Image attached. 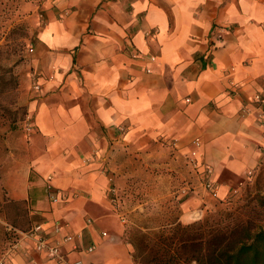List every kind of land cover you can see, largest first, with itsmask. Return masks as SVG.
I'll use <instances>...</instances> for the list:
<instances>
[{"label": "crops", "instance_id": "crops-1", "mask_svg": "<svg viewBox=\"0 0 264 264\" xmlns=\"http://www.w3.org/2000/svg\"><path fill=\"white\" fill-rule=\"evenodd\" d=\"M23 7L40 18L29 80L40 90L27 103L24 151L0 180L6 197L30 205L48 242L74 236L60 248L69 262L134 264L109 193L140 159L173 172L184 225L264 176V125L251 101L264 89V0H26ZM204 165L215 198L203 187ZM263 195L264 187L254 201ZM17 246L0 264H56L32 240L20 236Z\"/></svg>", "mask_w": 264, "mask_h": 264}, {"label": "rangeland", "instance_id": "rangeland-1", "mask_svg": "<svg viewBox=\"0 0 264 264\" xmlns=\"http://www.w3.org/2000/svg\"><path fill=\"white\" fill-rule=\"evenodd\" d=\"M25 0H0V46L7 43L17 49L14 60H18L14 67V72L18 76L17 89L4 93L0 97V108L5 107L8 111H0V179L3 172L9 168L12 160L19 156L24 150L26 138L29 135L30 117L28 114V100L32 88L30 78L33 76L31 68V51L36 42V35L40 28V18L32 15L24 9ZM8 32V35H7ZM6 33V34H5ZM19 108L18 110H16ZM23 109H26V114ZM17 111V112H15ZM14 113V114H13ZM4 114V115H3ZM6 114L18 119L15 129L8 130ZM147 160H138L134 163L131 175L124 177L120 187L112 184L114 193H109L114 212L119 215L124 224L123 238L128 241L130 234L136 226L155 228L165 223L178 220L180 214L179 200L177 198L174 183L168 178V174L173 172L161 168H150ZM176 175H174L175 177ZM264 176L249 184L238 197L228 203L218 204L211 209H207L202 218L215 214L218 211L229 210L239 215L255 216L264 215V209L255 210L252 214L251 208L254 206V197L263 191ZM5 195L0 180V200ZM264 196V195H263ZM241 203V204H240ZM248 206V210H239V206ZM200 219H196L198 221ZM193 221V222H195ZM261 222V221H259ZM264 226V222L261 223ZM19 236V234H18ZM18 246L14 245L9 249V259L18 251Z\"/></svg>", "mask_w": 264, "mask_h": 264}, {"label": "trees", "instance_id": "trees-1", "mask_svg": "<svg viewBox=\"0 0 264 264\" xmlns=\"http://www.w3.org/2000/svg\"><path fill=\"white\" fill-rule=\"evenodd\" d=\"M14 46L7 43L0 46V96L17 89L19 84L18 76L13 71L18 62L13 58L17 52ZM2 108L0 111L3 113L8 111ZM23 111L26 114V109ZM13 114L4 116L8 121V130L15 129L18 122ZM254 203L250 210L252 214L256 209H264V196ZM239 210L247 212L248 206H239ZM254 214L252 217L241 216L224 210L186 225L174 221L155 228L136 226L128 240L133 248V262L264 264V226H261L264 215ZM39 224L27 202L14 201L4 195L0 200V263L18 242V234L27 233Z\"/></svg>", "mask_w": 264, "mask_h": 264}, {"label": "built area", "instance_id": "built-area-1", "mask_svg": "<svg viewBox=\"0 0 264 264\" xmlns=\"http://www.w3.org/2000/svg\"><path fill=\"white\" fill-rule=\"evenodd\" d=\"M32 48H30V51ZM148 71V70H147ZM233 88H237L238 85L233 83L231 84ZM34 91H39L40 86L38 84L33 85ZM251 101L255 104L256 109L258 110L257 113V120L260 126L264 125V89L261 92H258L252 96ZM195 144H198V141H195ZM189 164L192 167V169L197 170L200 167V164L196 160L194 154H192V157L189 158ZM202 173V179H203V187L207 192H209L211 197L217 196V186L215 182L211 179L212 176V168L209 166L204 165L203 169L201 170ZM111 193L115 192V189L111 188ZM47 195L48 198L52 202L58 201V192H55L52 190V187L49 185L47 186ZM112 201H115V197H112ZM87 223H90V220H87ZM62 225L56 224L54 226L55 231H60ZM22 238L32 240L35 245V249L38 252H43L45 256L54 262L56 264H84L82 261L77 260L74 262H69L67 258L60 252V248L63 246L64 243H69L74 239V236L66 235L63 240L55 241L53 243L48 242V240L42 235V226L35 225L31 228V230L27 233H20L19 234ZM17 243L14 245V248H16ZM94 250L93 246L89 247L87 249L88 252H92Z\"/></svg>", "mask_w": 264, "mask_h": 264}, {"label": "water", "instance_id": "water-1", "mask_svg": "<svg viewBox=\"0 0 264 264\" xmlns=\"http://www.w3.org/2000/svg\"><path fill=\"white\" fill-rule=\"evenodd\" d=\"M195 217H197V218H198V217H199V215H198V214H196V215H195Z\"/></svg>", "mask_w": 264, "mask_h": 264}]
</instances>
